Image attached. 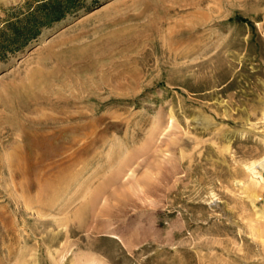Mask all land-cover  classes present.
<instances>
[{"label": "rangeland", "instance_id": "rangeland-1", "mask_svg": "<svg viewBox=\"0 0 264 264\" xmlns=\"http://www.w3.org/2000/svg\"><path fill=\"white\" fill-rule=\"evenodd\" d=\"M0 264H264V0H83L0 59Z\"/></svg>", "mask_w": 264, "mask_h": 264}, {"label": "trees", "instance_id": "trees-1", "mask_svg": "<svg viewBox=\"0 0 264 264\" xmlns=\"http://www.w3.org/2000/svg\"><path fill=\"white\" fill-rule=\"evenodd\" d=\"M83 7V0H25L2 9L0 59L25 48L44 29Z\"/></svg>", "mask_w": 264, "mask_h": 264}, {"label": "bare ground", "instance_id": "bare-ground-1", "mask_svg": "<svg viewBox=\"0 0 264 264\" xmlns=\"http://www.w3.org/2000/svg\"><path fill=\"white\" fill-rule=\"evenodd\" d=\"M261 161V160H260ZM261 164V163H260Z\"/></svg>", "mask_w": 264, "mask_h": 264}]
</instances>
